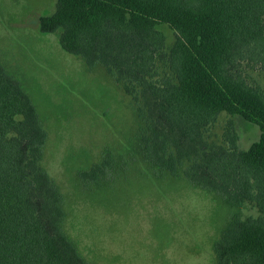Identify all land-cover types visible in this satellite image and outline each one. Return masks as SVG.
Returning a JSON list of instances; mask_svg holds the SVG:
<instances>
[{
  "label": "trees",
  "instance_id": "trees-1",
  "mask_svg": "<svg viewBox=\"0 0 264 264\" xmlns=\"http://www.w3.org/2000/svg\"><path fill=\"white\" fill-rule=\"evenodd\" d=\"M161 26L174 31L170 43ZM40 29L89 67L105 66L146 123L151 161L259 212L233 214L218 264H264V0H57ZM225 112L256 123L247 148ZM47 133L22 81L0 61V264H91L64 229V196L43 165ZM109 157L82 174L101 175Z\"/></svg>",
  "mask_w": 264,
  "mask_h": 264
},
{
  "label": "rangeland",
  "instance_id": "rangeland-1",
  "mask_svg": "<svg viewBox=\"0 0 264 264\" xmlns=\"http://www.w3.org/2000/svg\"><path fill=\"white\" fill-rule=\"evenodd\" d=\"M56 4L0 0V61L22 81L46 129L42 163L64 196L65 231L91 264H218L215 243L228 220L256 216L257 206L150 160L146 123L114 74L66 51L61 29L41 31V15ZM161 28L171 43L174 31ZM247 69L264 87V71ZM229 117L242 148L259 138L256 123L223 112L216 140ZM106 157L113 165L104 174H82Z\"/></svg>",
  "mask_w": 264,
  "mask_h": 264
}]
</instances>
